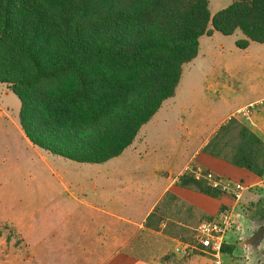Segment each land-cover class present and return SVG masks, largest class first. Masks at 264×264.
<instances>
[{"label":"trees","instance_id":"16d2710c","mask_svg":"<svg viewBox=\"0 0 264 264\" xmlns=\"http://www.w3.org/2000/svg\"><path fill=\"white\" fill-rule=\"evenodd\" d=\"M212 31L241 34L242 50L264 43V0H231L214 15L209 0H0V85L19 100L20 130L32 146L103 164L175 95L183 66ZM227 137L235 145L223 155ZM203 152L264 175V142L234 117ZM178 183L224 195L191 176Z\"/></svg>","mask_w":264,"mask_h":264},{"label":"rangeland","instance_id":"374dc122","mask_svg":"<svg viewBox=\"0 0 264 264\" xmlns=\"http://www.w3.org/2000/svg\"><path fill=\"white\" fill-rule=\"evenodd\" d=\"M230 4L231 0H209V11L211 15H214ZM213 33L214 31L200 38L199 43L202 47L200 57L198 56L183 67L175 97L165 103V106L170 105V108H173L172 114L182 115L191 124L190 126L199 125L206 130L212 128L229 110H235L238 106L264 94V43H249L248 47L242 50L236 45L238 40L243 39L241 34L223 36L217 33L216 37L210 38ZM220 44H222L221 47ZM215 78L216 83L221 86L207 89L206 85ZM19 108L20 103L17 97L10 92L7 86L0 85V258L1 260L11 258L12 264H25V262L26 264H38L36 256L27 248L22 238L23 235H28L24 234L23 221L27 220V217L51 218L49 215L53 214L51 223L43 221L33 225L35 236L38 235L37 231L40 229L47 231L52 227L57 231L61 230L59 223L55 221L59 217L55 210L56 204L62 196L59 185L62 184V188L66 189L65 193L70 194V185L75 183L80 188L78 182L85 179L92 183L93 180L96 181L98 175L100 177L101 172L99 170L89 171L83 167V165L87 166L86 164L68 161L32 146L20 130ZM257 111L262 112L260 116H264V102ZM165 113L168 111H161L157 118H161V114ZM246 117L234 118L251 129ZM196 141L198 140L192 141L193 145L187 149V154L193 152ZM156 143L159 146L158 154L167 153L168 140L165 133L158 137ZM222 144L225 147L223 155H227L235 145V140L227 137ZM127 153L111 161L108 167H118L117 164L126 167L121 161L129 160ZM219 159L226 162L223 158ZM106 164H90L89 166H95L93 168L95 169L96 166L105 167ZM205 169L219 173L223 179L227 177L232 181H237L233 176H222L219 172L221 168L207 167ZM139 175L142 177L141 172L137 171L132 176L135 182L139 179ZM180 176H191V174L185 169ZM111 182L114 183L113 190H110L111 194H116L118 188L123 189L125 185H128L124 178L118 179L117 176ZM243 183L248 189L244 191L237 203L229 196L210 197L198 191L193 185L177 183L180 190H185V194L182 197L168 195L148 221L147 226L152 228L165 223L166 227L161 234L157 235L150 230L142 231V233H139L137 229L129 231L125 241L121 242L123 245H128L121 255L126 257V262L121 257H118V262L113 258L118 256L111 253V251L118 250L115 246L107 254L108 258L112 264H139L140 262L146 264H210V256L203 252L194 241L195 228L204 221L212 220L219 214L232 210L235 233L230 235L225 244L232 247L230 253L224 254L225 263L264 264V175L255 181ZM134 192L127 193L133 194ZM84 194H86L85 191H80L78 195L73 194L72 196L82 200L85 197ZM94 194L99 195L98 190L94 191ZM139 197L142 200L141 209L138 211L140 213L144 211L152 198L146 196L144 190ZM68 210L69 215L86 214L85 207L80 205L68 208ZM125 215L137 218L138 213L127 209ZM87 218L82 217L78 220L76 227L98 226V223H88ZM37 226H39L38 230ZM61 226L68 227L69 225L64 223ZM113 230L111 228V231ZM167 231L169 235H173V241L163 236ZM134 242L142 244L141 250L133 247ZM178 243L196 245L197 251L188 258H182L173 252ZM73 249L77 251L79 247H73ZM59 256L50 254L46 260L49 264L73 263L67 256L61 258ZM3 262L0 261V264Z\"/></svg>","mask_w":264,"mask_h":264},{"label":"crops","instance_id":"0c3cea01","mask_svg":"<svg viewBox=\"0 0 264 264\" xmlns=\"http://www.w3.org/2000/svg\"><path fill=\"white\" fill-rule=\"evenodd\" d=\"M216 35L217 32H214L210 38L216 37ZM219 46L221 47L222 44ZM201 48L199 43L196 58L200 57ZM219 85L216 83L215 78L206 87L207 89L213 86L217 88ZM174 97L175 95L172 98ZM166 101L163 102L161 108L151 120L141 127L132 144L120 156L105 162L107 163L105 167L96 166L93 169L95 166H89L90 164H86L87 166L83 165L89 171L99 170L101 172L100 177L98 175L97 179H95L96 181L93 180L90 183L91 181L88 179H85L86 181L81 180L78 182L80 188L77 184L73 183L74 185H70V194L65 193L66 189L62 188V184L59 185L62 196L61 200L56 204L55 210L59 217L55 221L59 223L61 230L57 231L56 228L52 229V227L48 228L50 230L47 231L43 229L38 230L39 226H37L38 235L35 236V232L33 231L35 227L33 225L43 221L51 223L53 214L49 215L51 218L45 216L38 218L27 217V220L23 221L25 224L22 227L24 228V234L27 233L28 235H23L22 238L27 248L36 256L38 264H49L46 258L50 254H58L60 255L59 258L67 256L68 259L73 261L71 264H112L107 254L110 253L111 249H114V246L118 247V250L115 252L111 251V253L118 256L113 258L117 259L116 261L118 262V259L121 257L126 262V257H122L121 255L128 248V245H123L121 242L125 241L126 234L129 231L137 229L139 233H142V231L150 230L158 235L166 227L165 223H161L157 228H152L145 224L149 216L151 217L155 213L159 204L167 199L168 195L182 197L185 194V190H180L177 186L178 177L185 169L200 168L203 171L213 172L221 177L219 173L205 169L207 167L221 168L219 172L222 176H233L237 180H233V182H240L243 185H245L243 182L247 184L248 181L259 179V177L252 175L244 169L207 155L203 152V148L219 126L224 124L229 118H237L238 116H247L246 121L249 123L251 130L264 142V116H260L262 112L257 111L259 106L264 102V94L253 101L238 106L235 110H229L223 118L208 130L199 125L192 124L190 126L191 124L182 115L172 114L173 108H170V105L165 106ZM163 110L165 112L168 111V113L161 114V118H157ZM179 110L181 111L180 107ZM159 122L160 124L158 125ZM164 133L168 140V151L165 154H158L159 146L156 140ZM194 140L198 141L194 142L193 152L187 154V149L193 145L192 141ZM150 141L152 142L150 143ZM126 152H128L129 160L121 161L126 167H123L121 164H117L118 167L114 166L115 164L113 168H111L112 166L108 167L109 163H112L111 161H115V159L120 158L123 154L125 155ZM137 171L141 172L142 177L139 175V179L135 182L132 176ZM115 176L118 179L124 178L128 185H125L123 189L118 188L119 190L116 194H111L110 190L114 188V183L111 181ZM224 179L232 181L227 177ZM96 189L99 195L94 194V191H97ZM143 190L146 196H150L152 199L144 211L139 213L138 211L141 209L142 203L139 194L141 193L142 195ZM80 191L86 192L82 200H78V198L72 196L73 194L78 195ZM131 191L135 192L133 194L127 193ZM76 205L85 207L86 214L77 213L69 215L70 211L68 208ZM127 209L136 214L138 213L137 218L126 216L125 212H127ZM82 217H88V223H98V226L89 227L86 225L85 228L76 227V224L79 223L78 220ZM64 223L69 226H61ZM179 225L183 226L180 223ZM111 228L115 231H111ZM163 236L172 241L174 239L173 235H169L168 231L164 232ZM134 243L133 247L136 250H141L142 244L139 242ZM179 244L181 243L176 244L175 247ZM73 247H79V249L75 251ZM0 261H4L2 264H12L11 258L8 260L7 258L5 260H1L0 258ZM139 264L146 263L140 262Z\"/></svg>","mask_w":264,"mask_h":264},{"label":"built area","instance_id":"2783aa9c","mask_svg":"<svg viewBox=\"0 0 264 264\" xmlns=\"http://www.w3.org/2000/svg\"><path fill=\"white\" fill-rule=\"evenodd\" d=\"M194 180L201 182L204 186L219 191L229 196L237 203L240 201L244 191L248 188L240 182L225 180L213 172L203 171L200 168L186 169ZM232 220V210L219 214L212 220L204 221L195 229V243L211 258L210 264H226L224 261L223 246L227 243L230 235L235 233ZM197 251L196 245L181 243L174 249V254L188 258Z\"/></svg>","mask_w":264,"mask_h":264}]
</instances>
